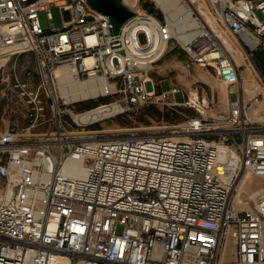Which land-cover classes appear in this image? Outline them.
I'll return each instance as SVG.
<instances>
[{"label":"built area","instance_id":"1","mask_svg":"<svg viewBox=\"0 0 264 264\" xmlns=\"http://www.w3.org/2000/svg\"><path fill=\"white\" fill-rule=\"evenodd\" d=\"M151 1L162 20L134 0L126 4L134 15L113 35L108 17L86 0H0V60L32 53L37 77L30 89L29 71L14 76L28 123L0 133V264H264V189L243 208V196L232 195L243 177H264V125L249 120L240 81V68L248 66L256 80L253 101L264 97L255 57L264 48V0H204L208 15L200 10L203 0ZM179 5L190 11L192 27L179 28L188 22ZM52 9L59 12L58 27ZM40 12L50 22L46 29ZM171 41L228 87L226 111L188 117L184 140L65 129V114L83 130L146 103L192 106L175 99V87L157 90L149 74ZM59 67L78 82L93 79L96 93L83 97L67 87L61 97ZM147 82L152 89H145ZM42 93L52 100L51 116ZM100 97L110 100L82 105ZM107 106L116 113L104 115ZM87 111L102 115L73 120V113ZM49 123L56 132L31 131ZM67 161L83 174L63 172ZM228 241L230 262L223 257Z\"/></svg>","mask_w":264,"mask_h":264},{"label":"rangeland","instance_id":"2","mask_svg":"<svg viewBox=\"0 0 264 264\" xmlns=\"http://www.w3.org/2000/svg\"><path fill=\"white\" fill-rule=\"evenodd\" d=\"M154 5V12L152 13L159 19H163V13L151 0H146ZM206 1V0H205ZM202 6L205 11L206 2L202 1ZM52 23L55 26H60L61 19L57 9H52ZM208 15V13H207ZM259 15V14H258ZM39 22L43 28L49 27V20H47L45 13H39ZM140 43L145 41L143 33L138 34ZM232 57L235 62L241 61L238 52L232 51ZM235 52V53H234ZM20 56V55H19ZM19 56H13L7 61L0 60L2 68L0 69V133L6 130H13L18 132L27 126V108L25 104V97L20 95L19 90L14 86V76L18 78H25L26 71L31 73L33 78V84L29 86L30 89H34L37 82L35 74L36 63L35 59L19 60ZM257 66L264 72V67L257 63ZM149 74L159 81L156 85L157 90H166L171 87H175L178 93L175 94V99L178 102L193 101L192 106L180 105L173 108L161 105L158 103H146L133 107L131 110L113 115L111 118L98 123L83 127L73 126L72 121L67 114L62 118L69 123L65 126L67 131L78 130V135H93V136H120V135H147V136H166L177 137L179 139L184 138V134L181 133V127L185 123L188 117L205 116L208 118L214 115L223 113L227 109L228 103V87L221 83L209 66H201L198 63L192 61L188 55L177 45L175 41L168 43V46L159 58L154 63L153 68L149 71ZM156 74L157 76H154ZM240 81L244 87L245 92L242 93V100L246 104L247 112L249 114V120L254 121L257 124L264 125V97L258 98V101H253L251 87L256 84V80L251 73L246 70L245 67L240 68ZM145 89H152L150 82L145 83ZM235 89V86L232 87ZM264 89V87H263ZM41 100L45 105V114L51 116L50 104L52 100L48 98L44 93L41 95ZM110 99L106 97L92 98L84 103L88 108L96 104L106 103ZM261 103V104H260ZM260 104V106H259ZM79 107L78 105H74ZM259 107V112L254 113L252 107ZM62 108V107H61ZM47 124H43L32 129V132L43 133L57 131V127ZM63 132V128H60ZM175 132H179L176 134ZM54 134L50 137L52 138ZM66 148V146H64ZM261 181V182H260ZM264 189V178H253L251 176H245L240 180L232 191V195L236 193L239 196H243L245 204L243 207H248L252 203L250 197L255 190ZM121 228H118L120 231ZM232 242H226L223 257L227 261L233 259L234 246Z\"/></svg>","mask_w":264,"mask_h":264},{"label":"bare ground","instance_id":"3","mask_svg":"<svg viewBox=\"0 0 264 264\" xmlns=\"http://www.w3.org/2000/svg\"><path fill=\"white\" fill-rule=\"evenodd\" d=\"M122 2L127 4V5H129V4H132L134 2V0H122ZM161 6H162L161 9L165 11V6H163V5H161ZM177 8L184 13L185 18L188 21L186 23L187 26H180L179 28H183V27L184 28H190V27H192L191 26L192 25V23H191L192 21L190 22L188 20L190 11L188 9H186V7L184 5H179V6H177ZM200 10L202 11L203 14L207 15V12L205 11L203 6L200 7ZM141 27L146 29V26L144 24H141ZM154 45L157 48H159V49L163 48V46H161L157 42L156 36L154 37ZM230 49H231V51L238 52L236 47H234L233 45L230 46ZM247 69L250 71L248 66H247ZM55 76L57 78L59 95L61 97L66 96L65 91H66L67 87L69 89H71L72 91H76L77 93H82L81 95L83 97L87 96L86 93H90V95H92V94L94 95L96 93V91H97V87L94 84L93 79H90V80L85 81V82H78V81H76V80L71 78V76L69 75V73L67 72V70L64 67L56 68L55 69ZM260 104H259V106H260ZM104 108L106 110L104 112V115H113L117 111L114 106H112V107L111 106H107V107H104ZM258 109H259V107H257V106L256 107H254V106L252 107V111L254 113H258L259 112ZM98 115H102V114L101 113L96 114L95 111H87V112H83V113H79V114L73 113L72 118H73V120H75L78 123H86V122H88L89 120L95 118ZM175 133L178 134L179 132H175ZM169 138L173 139V140H181V139H179L177 137H169ZM184 139H187L186 135L184 136L183 140ZM61 170L63 172L71 173V174H75V175H82L83 174V170L80 169L77 166V164L75 162H72V161L65 162ZM253 178L259 179L258 177H253ZM254 195H255V193H253L250 197H254Z\"/></svg>","mask_w":264,"mask_h":264},{"label":"water","instance_id":"4","mask_svg":"<svg viewBox=\"0 0 264 264\" xmlns=\"http://www.w3.org/2000/svg\"><path fill=\"white\" fill-rule=\"evenodd\" d=\"M88 5L103 13L111 23V34L117 35L123 23L134 15L122 0H86ZM255 57L264 67V48L257 50Z\"/></svg>","mask_w":264,"mask_h":264},{"label":"crops","instance_id":"5","mask_svg":"<svg viewBox=\"0 0 264 264\" xmlns=\"http://www.w3.org/2000/svg\"><path fill=\"white\" fill-rule=\"evenodd\" d=\"M33 59L34 60V55L32 54V53H24V54H21L20 56H19V60L20 61H22V60H24V59ZM154 76H157L156 74H154ZM151 77H152V75H151ZM153 78V77H152ZM153 80H155L154 78H153ZM156 82V81H155ZM158 83H159V81H157ZM31 86V85H30ZM27 123H28V120H27ZM48 126L47 127H49V128H51V124L49 123V124H47ZM230 242V241H229ZM232 244V243H231Z\"/></svg>","mask_w":264,"mask_h":264},{"label":"trees","instance_id":"6","mask_svg":"<svg viewBox=\"0 0 264 264\" xmlns=\"http://www.w3.org/2000/svg\"><path fill=\"white\" fill-rule=\"evenodd\" d=\"M140 2L142 3L143 7L148 11L153 13L154 10V5L151 2H148L146 0H140ZM85 107H88L87 105H85Z\"/></svg>","mask_w":264,"mask_h":264}]
</instances>
